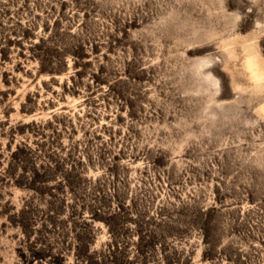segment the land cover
I'll use <instances>...</instances> for the list:
<instances>
[{"label": "rangeland", "instance_id": "obj_1", "mask_svg": "<svg viewBox=\"0 0 264 264\" xmlns=\"http://www.w3.org/2000/svg\"><path fill=\"white\" fill-rule=\"evenodd\" d=\"M262 75L264 0H0V264H264Z\"/></svg>", "mask_w": 264, "mask_h": 264}, {"label": "trees", "instance_id": "obj_2", "mask_svg": "<svg viewBox=\"0 0 264 264\" xmlns=\"http://www.w3.org/2000/svg\"><path fill=\"white\" fill-rule=\"evenodd\" d=\"M88 246V245H87ZM89 254L84 253V252H80V254H77V258L79 259V261L81 262L80 264H88L89 262Z\"/></svg>", "mask_w": 264, "mask_h": 264}, {"label": "snow or ice", "instance_id": "obj_3", "mask_svg": "<svg viewBox=\"0 0 264 264\" xmlns=\"http://www.w3.org/2000/svg\"><path fill=\"white\" fill-rule=\"evenodd\" d=\"M249 71H252V68L251 67L249 68ZM254 75H255V73H254ZM259 79L264 80V75L260 76Z\"/></svg>", "mask_w": 264, "mask_h": 264}]
</instances>
